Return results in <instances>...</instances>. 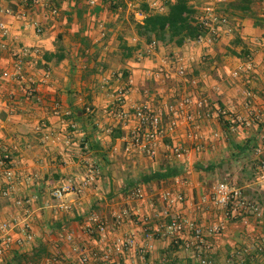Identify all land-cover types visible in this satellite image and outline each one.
Returning a JSON list of instances; mask_svg holds the SVG:
<instances>
[{
  "label": "crops",
  "instance_id": "0c3cea01",
  "mask_svg": "<svg viewBox=\"0 0 264 264\" xmlns=\"http://www.w3.org/2000/svg\"><path fill=\"white\" fill-rule=\"evenodd\" d=\"M228 1L235 0H190L200 9L211 4L214 12L219 3ZM254 3L251 15L231 16L234 21L231 28L217 25L215 35L203 36L201 42L186 43L173 50L170 56L160 45H144L132 57L120 62L106 55L114 48L113 41L120 23L107 39L101 36L100 22H108L117 16L106 5L102 4L96 14L91 12L92 6L87 0H39L37 3L32 0H0V20L10 27L9 35L0 36V43H6L5 47L0 46V157L5 160V165L0 167V221L25 219L32 230L30 239H24L22 244L13 241L2 251L0 264H16V256L29 254L38 241L48 245L52 254H60L65 264H77L74 247L96 250L101 257L106 244L86 235L81 228L91 212L109 224L110 238L121 232L131 233L137 244L145 248L144 255L131 249L123 255L111 257L107 263H128L125 257L135 255L146 263L152 261L151 264L170 260L186 262L189 259L195 264L196 246L207 251L202 254L209 263L217 255L216 248L207 244L211 237H226V242L237 243V248L244 251V244L249 240L264 242V234L258 231L264 218L247 226L240 223L228 226L234 221L227 220L223 212L207 200L209 187L206 188L200 180L204 174L193 169L198 161H215L230 156L229 134L234 141L243 144L257 134L256 125L261 123V130L264 126V93L261 92L264 87V48L261 44L264 0H255ZM97 4L100 5L101 0H97ZM33 21L38 24L36 30L25 26ZM232 29L246 44L249 52L246 58L226 53L234 39ZM136 41L135 36L128 38L129 44ZM59 46L64 58L57 64L53 60L45 61L44 53L55 52ZM235 48L240 50L241 47ZM96 52L99 54L94 61L92 57ZM179 58L181 60L177 62ZM16 60H20L24 79L4 78L3 71L13 72ZM96 62L98 66H95ZM179 62L186 68L183 76L174 71ZM248 63L251 68L244 70ZM43 65L48 68L44 69ZM121 68L128 72L126 80L120 78ZM234 70H239L238 76L233 75ZM46 74L47 79L44 78ZM122 87L128 90L126 103L118 105L115 94ZM30 88L34 91L30 92ZM248 91L252 93L251 97H246ZM185 94H190L193 102L204 99L208 104L197 109L198 114L191 123L181 119L172 134L158 140L155 157L123 152L125 139L135 122L131 118L120 122L110 111L118 112L142 102L153 107L163 106L174 103ZM250 110L261 114L258 123L252 122L249 126L240 123L231 131L223 127L222 118L228 120L242 116L250 119ZM190 111H196L194 104H191ZM69 112L85 117V123L67 119L65 116ZM90 116L96 126L92 130L88 125ZM116 128L122 135L112 139L109 132ZM259 137L264 139V134ZM176 141L186 148L177 159L170 151V145ZM167 164L180 166L183 169L181 177L167 185L162 182L157 185L154 180L148 185L138 184L136 188L142 190L143 197H131L130 188L134 186L128 184ZM6 168L12 170L11 178L6 177ZM89 174L93 180L82 196L73 193L65 197L66 204L75 208L81 218L80 222L75 219L66 228L73 232V239L67 241L62 235L51 234L47 218L50 213L62 214L59 210H63L52 199V189L64 181ZM163 188L183 195L184 200L174 208L185 217L203 226L224 222L225 229L220 235L205 236L202 242L205 244L197 243L185 231L147 239L144 229L169 220V216L163 215L164 204L159 194ZM4 190L8 193L3 194ZM259 192L263 191L252 187L246 194L252 201H257ZM18 196L22 198L16 201ZM23 198L25 203L18 205ZM121 208H129L132 215L116 223L111 218L112 212ZM144 217H147V223H144ZM21 234L20 226L11 231L13 239ZM206 245L208 249H205ZM223 248L221 258L228 261L233 256L232 250L228 251V245ZM249 253H244L247 262L252 256ZM50 263L46 260L44 264Z\"/></svg>",
  "mask_w": 264,
  "mask_h": 264
},
{
  "label": "built area",
  "instance_id": "2783aa9c",
  "mask_svg": "<svg viewBox=\"0 0 264 264\" xmlns=\"http://www.w3.org/2000/svg\"><path fill=\"white\" fill-rule=\"evenodd\" d=\"M32 1L37 3L39 0ZM87 2L88 5L94 6L97 3V0H87ZM155 4L156 2L152 0L151 5L154 6ZM53 11H55V9ZM203 11L206 13V16L202 20L209 26L210 33L215 35L217 29L214 26V22L217 20L214 14V7L211 4H205ZM134 16L138 20L143 18V15L138 11L134 12ZM221 21L224 22L225 18H222ZM27 25L36 30L38 24L36 21H33L25 24V26ZM9 33V25L0 20V36L4 38L9 35ZM203 40L204 37H200L196 41L201 42ZM261 44L264 48V32L262 34ZM151 45L155 46V42H152ZM0 46L5 47L6 43L1 41ZM180 60L181 59L179 58V60L176 61L178 62ZM20 65V60H16L14 71L11 72L5 70L3 71L2 76L4 78L15 76V78L23 80L24 75L20 71ZM244 68V70H249L251 68L250 63ZM174 71L179 76H183L186 73V68L179 62L175 66ZM148 74L152 73L148 72ZM233 75L238 76L239 70H234ZM47 77V74L44 75L45 79H47ZM33 91L34 88H30V92ZM127 91V88H120L117 90L115 98L119 105H124L126 103ZM261 92L264 93V87L261 89ZM251 96L252 93L250 91L246 92V97ZM191 104L195 105V112L190 111ZM206 104L208 103L204 99L193 102L190 94H185L171 104L167 103L163 106L153 107L148 102H142L137 105L132 104L128 109H121L118 112L110 111V113H112L120 122H127L130 118L135 122V125L130 129L129 134L125 139L123 152L128 155H145L153 158L157 154L156 146L158 140H161L168 134H172L181 119L185 120V122L191 123L195 114H198L197 109ZM249 115L251 120L242 116H236L232 118V121L249 126L252 122H258L261 119V114L258 111L250 110ZM214 136H217V134L215 133ZM170 151L171 155L177 159L186 152V148L181 142L176 141L170 145ZM262 151L263 149L259 147L256 150V154H260ZM4 165L5 160L0 157V167H3ZM5 175L7 178H11L12 170L6 168ZM92 180L93 176L89 174L86 177L77 180H67L55 186L52 189L51 194L56 200H58V207L64 209L68 206L65 202V197L69 194L75 193L77 196H82ZM250 185L264 191V162L259 165L258 174L255 180L247 186ZM247 186L237 187L228 183H216L209 188L207 200H209L213 206L220 209L227 220H236L242 226H247L252 221L258 222L264 218V210L247 196L245 191ZM7 193V190L3 191V194ZM159 194L161 201L164 204L163 215L169 216V220L166 223L156 224L154 228L144 229L145 237L147 239L155 237L156 235L177 234L185 231L200 244L203 242L205 236L220 235L225 229L224 222L217 221L203 226L198 224L195 220L185 217L179 210H175L174 207L176 204L184 200L181 193H174L170 188H163ZM131 197L136 199L142 198V190L140 188H135L131 192ZM204 201H206L205 198ZM17 203L21 204V201H18ZM131 215L132 211L129 208H121L112 212V218L117 223H121L126 217H130ZM143 220L144 223H147L148 221L147 217H144ZM16 226H20L22 234L13 239L11 231ZM81 228L83 232L92 233L95 231L99 236V242L106 244L101 255L102 259L105 261L109 262L111 257L123 255V253L130 251L131 249H135L141 255H144L145 253L143 245H138L134 235L131 233L121 232L117 233L113 238H110L109 224L105 220H102L95 212H91L87 215ZM73 236V232H68L64 238L67 241H70L73 239ZM30 238L31 230L30 224L27 220L13 219L11 221H0V239L2 240V244H0V254L13 241L22 244L24 239ZM196 247L197 260H200L201 263H205V256L202 254V251L200 250L201 248H198V246ZM205 249H208V245H206ZM73 250L77 253V264H92L99 257L96 250H90L88 248L79 249L77 247H74Z\"/></svg>",
  "mask_w": 264,
  "mask_h": 264
},
{
  "label": "trees",
  "instance_id": "16d2710c",
  "mask_svg": "<svg viewBox=\"0 0 264 264\" xmlns=\"http://www.w3.org/2000/svg\"><path fill=\"white\" fill-rule=\"evenodd\" d=\"M151 1L152 0H101L100 5L96 3L92 6V13L97 14L102 9L101 5L103 4L104 6L106 5L107 9L113 13V15L117 14L115 19H111L105 23L100 22V31L103 38L107 39L120 23V28L113 41L114 48L111 52L109 51L106 54L109 59L113 58L116 61L123 62L125 59L132 57L137 49L144 45H151L152 42H155V46L160 45L164 47L166 53L170 56L173 50L182 47L184 44L212 34L209 31V26L202 20L206 16V13L203 11L204 6L200 9L195 4H192L190 0H154L156 4L152 6ZM254 2L255 0H235L219 3L218 10L214 12L217 20L214 22V26L226 25L231 28L234 22L231 16L236 15L237 18H240L243 15H251L254 11ZM135 11L143 15L141 20L135 18ZM222 18H225L224 22L221 21ZM232 33L234 34V39L230 42V46H228L226 53L246 58V56L249 55L246 44L242 42L239 34L235 30H233ZM133 36L137 38V41L134 44H129L128 38ZM237 46L241 47L240 50H236L235 47ZM98 54L99 52H96L93 55L92 58L94 61L97 60ZM43 56L45 61L53 60V63L57 64L64 58V52L62 47L59 46L55 52H45ZM96 63L95 66H98V62ZM43 67L44 69L48 68L46 65H43ZM102 69L104 70L105 68L103 67ZM120 73V78L126 80L128 72L124 68H121ZM115 102H117V100ZM65 117L76 122L81 120L83 124L85 123V117L82 118V116H79L77 113L69 112ZM90 118L91 116L88 119ZM89 123L90 130L96 127L94 120L90 119ZM221 123L228 131H231L232 127L236 128L238 125H241L240 123L233 122L232 119L224 120L223 118ZM260 127L261 123L256 125L257 134L246 139L243 144L234 141L231 134H229L230 149L232 150L230 156L215 161H198L194 164L193 169L198 173L204 174L200 176V180L206 188H210L216 183H228L233 186L244 187L255 180L259 165L264 162V139L259 137L260 134H264V126H262V130ZM109 135L113 139L122 135V132L119 128H116L110 131ZM258 138H261L260 144H258ZM259 147L263 149V151L260 154H256V150ZM236 161L242 162H240V171L235 173L232 167ZM182 172L183 169L180 166H170L168 164L160 165L158 170L142 175L138 179L139 181L137 180L128 185L131 187L134 186L130 188L131 190L135 189L138 184L148 185L153 180L156 181L157 185H160V182H162L163 185H167L175 178L181 177ZM252 187L251 185L247 186L245 188L246 193L248 190L252 189ZM259 193L264 196V191ZM51 197L53 200L57 201L58 204V200H56L52 194ZM254 202L256 204L260 203L259 200ZM23 203H25L24 198L21 204L18 205L21 206ZM54 208L56 209V207ZM59 211H61L62 214H59V212L50 213L51 215L47 218V222L50 226V233L61 237V235L65 236L69 232L66 228L70 226L73 220L77 219L78 222H80L81 218L78 217L75 208L69 206ZM83 233L94 239L97 238L96 240L98 241L99 236L95 231L92 233ZM46 260H49L51 262L50 264H52V262L54 264H65L66 262L65 259L60 257V254H52L48 245L41 241L36 242L29 254L22 253L16 256V264H44ZM97 263L106 264L107 261L98 257L92 264ZM120 263L121 261H113L107 264ZM175 263L193 264L191 259L186 262L175 260Z\"/></svg>",
  "mask_w": 264,
  "mask_h": 264
},
{
  "label": "rangeland",
  "instance_id": "374dc122",
  "mask_svg": "<svg viewBox=\"0 0 264 264\" xmlns=\"http://www.w3.org/2000/svg\"><path fill=\"white\" fill-rule=\"evenodd\" d=\"M165 54V52H164ZM167 55V53H166ZM115 93V92H114ZM242 161H236L234 164H233V171L235 172H238L240 171V166H241V163ZM232 179V178H231ZM233 180V179H232ZM231 181V180H230ZM232 182V181H231ZM18 186H23V185H18ZM252 194V193H251ZM250 194V195H251ZM260 195V196H259ZM80 197V196H79ZM258 197L259 198V201L261 204H259L260 208H262L264 210V197L261 195V194H258ZM22 197L18 196L17 198H15V200H21ZM23 200V199H22ZM50 203V201H49ZM60 209V208H59ZM219 216H217L218 218ZM234 222H229L228 226L230 224H236V225H239V222L235 221V220H232ZM220 222V221H219ZM241 226V225H240ZM255 230V229H254ZM258 231L259 233H263L264 234V222L263 224L261 223V225L258 227ZM221 237V236H220ZM217 237V238H214L211 237L207 244L212 248H216L215 250L217 251V255H215L214 258L210 259V262L208 263L207 261V257H205V263H201L200 260H197L195 264H264V242H252L251 240H249L248 242H245L244 244V247H245V251L243 249H240V248H237V243H228V240L227 242L225 241V238L222 239L223 237ZM213 246H212V244ZM202 244H205L202 243ZM227 244L228 245V251L233 253V256L229 257L228 258V261L226 259H223L221 258V256L224 254V248L223 246H227L225 245ZM231 244H234L233 246ZM232 246V247H231ZM202 251V253L204 254H207V251H203V249L201 248L200 249ZM238 251V252H237ZM246 252H250L249 255H252L250 256V260L247 262V260H245V255L244 253ZM248 257V255H247ZM246 257V258H247ZM125 260L128 261V263H124V264H151L152 261H147V263L145 261H142V259L140 260V258H137V256H128V257H125ZM154 261V260H153ZM155 262V261H154ZM159 264H176L175 261H168V262H163V263H159Z\"/></svg>",
  "mask_w": 264,
  "mask_h": 264
}]
</instances>
